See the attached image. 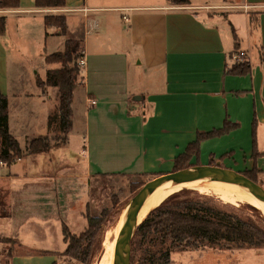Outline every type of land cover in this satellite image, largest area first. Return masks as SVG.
<instances>
[{
  "label": "crops",
  "instance_id": "crops-1",
  "mask_svg": "<svg viewBox=\"0 0 264 264\" xmlns=\"http://www.w3.org/2000/svg\"><path fill=\"white\" fill-rule=\"evenodd\" d=\"M104 1L65 0L64 8L52 10L19 0L17 9L0 10L5 18L0 92L7 99L8 132L23 154L27 141L48 136L46 120L57 107L56 88L36 85L49 70L45 58L83 37L85 61L81 94L76 97V89L72 94L68 133L84 130L85 147L77 157L84 161L78 163L82 170L47 171L50 150L0 165V221L9 236L0 234V264H60L62 229L74 235L71 227L83 220L87 227L90 181L168 174L197 134L219 130L225 122L231 130L202 141L191 167L255 170L264 187V0H188L187 6ZM109 14H119L121 24L114 27ZM45 16H64L65 35L45 27ZM237 52L248 63L241 76L227 72ZM35 67L42 77L32 74ZM26 162L44 168L26 171ZM23 236L33 249L2 248L1 240L15 246Z\"/></svg>",
  "mask_w": 264,
  "mask_h": 264
},
{
  "label": "trees",
  "instance_id": "trees-1",
  "mask_svg": "<svg viewBox=\"0 0 264 264\" xmlns=\"http://www.w3.org/2000/svg\"><path fill=\"white\" fill-rule=\"evenodd\" d=\"M168 2L172 6L189 5L188 0ZM33 4L36 9L57 10L64 8L65 0H33ZM18 7L19 0H0V10ZM43 23L45 27L57 28L59 35H65L64 16H45ZM4 33L5 18L0 16V36ZM234 48L236 50V46ZM80 56L72 51V43L66 41L62 52L45 58L46 65L58 68L47 70L44 82L36 79V85L41 90L56 88L57 107L47 117L46 128L47 131L59 134L57 141L51 142L48 137L32 139L23 154L17 141L8 132L7 99L0 92V163L10 165L23 155L47 153L53 147L66 144L71 129L72 94L80 70L76 63ZM227 72L237 76L244 75L248 72V63H233ZM230 130L231 127L225 122L219 130L197 134L195 141L187 146L184 153L174 159L172 172L191 167L190 161L198 155L202 141L224 135ZM241 174L257 183L253 177V174L256 175L255 170ZM241 205H244L242 210L187 190L169 196L137 227L130 243V264H135V261L137 264H171V253L181 251H264V217L251 204ZM115 207L113 204L112 210ZM107 216L106 211L101 212L98 217L86 215L87 227L76 236L63 228L65 249L62 256L81 264L87 263L93 240L101 235L102 229L107 228ZM1 243L13 245L14 242L4 239Z\"/></svg>",
  "mask_w": 264,
  "mask_h": 264
},
{
  "label": "rangeland",
  "instance_id": "rangeland-1",
  "mask_svg": "<svg viewBox=\"0 0 264 264\" xmlns=\"http://www.w3.org/2000/svg\"><path fill=\"white\" fill-rule=\"evenodd\" d=\"M136 1L141 2V1H146V0H130L128 2L136 3ZM160 1H164V0H160ZM104 2L105 3H120L122 2V0H105ZM109 5H112V4H109ZM107 16L111 22L113 21L116 24L114 27L119 26V24H121L118 21V19H120L119 14H113V15L109 14ZM92 17L94 19L96 18L98 22L101 23L99 17L95 15ZM230 20H232V18ZM228 23H230L229 20L227 21V24ZM233 30L236 35H239L238 30H236L235 28H233ZM91 37L92 36L88 38L89 42H90ZM83 42H84L83 37L77 41L71 42L72 51L75 53V55L77 52H78L77 55H80V50L83 47ZM54 67H58V66L47 65V68L49 69H52ZM34 71L40 77L43 76V72H41L40 68H36V67L33 68L32 74L34 73ZM81 75H82V72L79 70L78 75L76 77V87H75L76 90L74 89L76 97H79V94H81V85L79 84L81 81ZM47 134H48L47 137L51 140V142H54L57 139V137H59V134L55 131H48ZM84 135H85L84 130L81 133L72 132L70 133V135H67L68 139H67V144L65 146L60 145L58 147L51 148L49 152L50 155H48L47 163L45 165L47 171L60 172V171H63L64 169H67V171L70 173H77L78 171H80V169L82 170V168L80 167V164L78 165V163H82V162L84 163V161H81V158L78 159L77 157L80 156L82 145L83 147H85V141L83 140V137H85ZM26 143L28 145V141ZM42 158H44V156H41L40 160H42ZM23 167L26 171L34 172V171L43 169L44 165L39 164V163H27L26 162L22 164V169ZM253 177L256 179L255 174H253ZM150 180L151 179L149 177H146L143 175H105L101 177L100 179H97V181L96 180L90 181L91 186L88 190L89 193L87 196L88 201L90 203H89V208L87 212L83 216H85V218H86V215L90 217H98L103 211H106L108 213V216H107V223H106L107 228L102 229L103 231L101 232V235L96 236V238L93 240V244L88 254V262L85 264H98L100 262L101 256L104 250L105 242L111 238V236L113 235L115 231V227L119 225V221L121 217L120 215H121V212L124 206L134 196V194L145 183H147ZM260 187L264 189V187L262 186ZM180 191H182V189L179 191H176L175 193H178ZM195 193L199 195L212 197L222 204L234 206V208H237L240 210H242L244 206V205H241L242 203H239L236 201H229L225 198H222L216 195H210V194L198 193V192H195ZM244 203H247V202H244ZM113 204H115L116 206L114 210H112ZM247 213H249V211H247ZM0 215H3V213H0ZM4 222L5 221H0V234L5 235V237H9L7 227L2 225ZM79 224L80 223L77 222L76 226L71 227L72 232L74 233L75 236L79 235L80 231L82 230L84 231L86 229L85 220H83L80 225ZM104 232L105 234L102 239ZM21 237L22 235H20V238ZM23 239L24 240L18 238L16 242L17 244L15 246L12 245V243L11 244L2 243V248L5 250H7L8 248H14V251L18 253L24 252V250L27 251L29 247H31V249L34 248V246H32V243L28 242L27 237L23 236ZM13 244H15V242ZM58 260L61 261L60 264H81L80 262L76 260H70L66 257H63L62 255H61V258ZM170 261H171V264H264V252H262V254L260 253L258 254L253 250H241V251H236V252H214L210 250H205L202 252L201 251L200 252L199 251H181V252L171 253ZM135 264H137L136 261H135Z\"/></svg>",
  "mask_w": 264,
  "mask_h": 264
},
{
  "label": "water",
  "instance_id": "water-1",
  "mask_svg": "<svg viewBox=\"0 0 264 264\" xmlns=\"http://www.w3.org/2000/svg\"><path fill=\"white\" fill-rule=\"evenodd\" d=\"M138 101L139 98L135 97ZM183 181H225L235 183L250 192L258 201L264 203V189L252 182L244 175L229 169L215 166H193L180 171L156 177L145 183L134 196L126 203L124 209L127 213L124 217L119 237L114 248L113 264H130V243L137 227V213L144 197L164 184H175ZM105 232L103 233L102 239Z\"/></svg>",
  "mask_w": 264,
  "mask_h": 264
},
{
  "label": "bare ground",
  "instance_id": "bare-ground-1",
  "mask_svg": "<svg viewBox=\"0 0 264 264\" xmlns=\"http://www.w3.org/2000/svg\"><path fill=\"white\" fill-rule=\"evenodd\" d=\"M189 190L198 193H206L225 198L229 201L239 203L247 202L257 209L262 217H264V203L258 201L250 192L235 183L225 181H183L175 184H164L157 187L153 192L147 194L137 213V225L140 224L148 214L158 207L167 197L179 190ZM127 210L123 208L119 225L115 227V231L111 238L105 242L101 260L98 264H113L114 248L119 237L121 226Z\"/></svg>",
  "mask_w": 264,
  "mask_h": 264
},
{
  "label": "built area",
  "instance_id": "built-area-1",
  "mask_svg": "<svg viewBox=\"0 0 264 264\" xmlns=\"http://www.w3.org/2000/svg\"><path fill=\"white\" fill-rule=\"evenodd\" d=\"M122 20L124 22H127L126 15L122 16ZM231 60L234 63H240V62H243L246 60V55L243 52H237L235 55L232 56ZM76 65L80 69V71L83 72V69L85 68V61L81 56L78 58ZM89 103L91 106H93V105H95L96 102L94 100H90ZM1 164L2 163H0V165Z\"/></svg>",
  "mask_w": 264,
  "mask_h": 264
}]
</instances>
